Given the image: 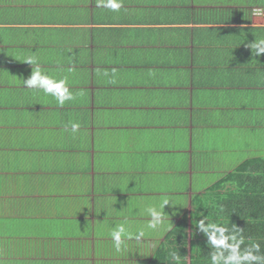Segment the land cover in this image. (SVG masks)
<instances>
[{"label":"crops","instance_id":"crops-1","mask_svg":"<svg viewBox=\"0 0 264 264\" xmlns=\"http://www.w3.org/2000/svg\"><path fill=\"white\" fill-rule=\"evenodd\" d=\"M120 2L0 0V264H156L196 195L264 154V0ZM33 67L73 99L25 87Z\"/></svg>","mask_w":264,"mask_h":264},{"label":"trees","instance_id":"trees-1","mask_svg":"<svg viewBox=\"0 0 264 264\" xmlns=\"http://www.w3.org/2000/svg\"><path fill=\"white\" fill-rule=\"evenodd\" d=\"M200 220L224 225L243 239L242 249L260 243L258 255L264 254V154L248 158L221 184L196 195L192 212L179 220L160 246L156 264H211L213 249L197 227Z\"/></svg>","mask_w":264,"mask_h":264},{"label":"clouds","instance_id":"clouds-1","mask_svg":"<svg viewBox=\"0 0 264 264\" xmlns=\"http://www.w3.org/2000/svg\"><path fill=\"white\" fill-rule=\"evenodd\" d=\"M97 7L107 8L113 12H118L122 4L120 0H97ZM263 8V7H262ZM254 56L264 55V40L254 41L248 45ZM32 66L36 63L33 58L26 61ZM24 81L25 87L29 89H39L45 94L51 95L55 98L58 105L63 106L66 101L73 99V94L67 86L66 79H54L49 75L42 73L39 68H34L29 78ZM80 125L78 123L71 124V132L79 131ZM169 203L168 200L163 202L162 207ZM148 213L151 217L147 227L155 229L162 221V214L155 208H149ZM198 229L207 237V242L211 249L210 254L211 264H264V254H259L261 251L260 243H255L249 248H241L243 239L238 238L237 235L228 232L226 227L219 223L205 222L200 220L197 223ZM126 234V229L123 225L117 226L112 232V240L114 247L120 251L122 245V236ZM130 235V234H129ZM145 233L140 231L136 234V239L139 240ZM173 260H179L176 253L172 254Z\"/></svg>","mask_w":264,"mask_h":264},{"label":"built area","instance_id":"built-area-1","mask_svg":"<svg viewBox=\"0 0 264 264\" xmlns=\"http://www.w3.org/2000/svg\"><path fill=\"white\" fill-rule=\"evenodd\" d=\"M254 12H255L256 15H259V16L264 18V8L257 7V8L254 9Z\"/></svg>","mask_w":264,"mask_h":264},{"label":"rangeland","instance_id":"rangeland-1","mask_svg":"<svg viewBox=\"0 0 264 264\" xmlns=\"http://www.w3.org/2000/svg\"><path fill=\"white\" fill-rule=\"evenodd\" d=\"M199 179H200V182L204 184V186H207V185L205 184L204 180H202V179H203L202 172L199 173ZM114 261H115L114 258H112V262H114Z\"/></svg>","mask_w":264,"mask_h":264}]
</instances>
